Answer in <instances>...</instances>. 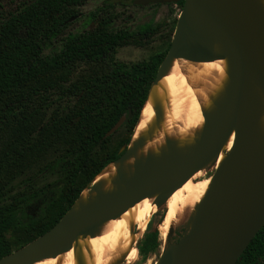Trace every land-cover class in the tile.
Masks as SVG:
<instances>
[{
    "label": "trees",
    "instance_id": "16d2710c",
    "mask_svg": "<svg viewBox=\"0 0 264 264\" xmlns=\"http://www.w3.org/2000/svg\"><path fill=\"white\" fill-rule=\"evenodd\" d=\"M87 1L0 0V259L49 231L119 159L170 47L172 36L161 54L130 65L117 61V48L144 47L156 29L112 31L110 0L90 15L89 31L60 38ZM56 40L59 49L44 54ZM80 67L86 71L75 75ZM123 115L118 131L126 136L112 149L113 135L104 136ZM34 169L56 180L21 190L17 181ZM157 248L156 230L138 251L144 258ZM236 264H264V226Z\"/></svg>",
    "mask_w": 264,
    "mask_h": 264
},
{
    "label": "water",
    "instance_id": "95a60500",
    "mask_svg": "<svg viewBox=\"0 0 264 264\" xmlns=\"http://www.w3.org/2000/svg\"><path fill=\"white\" fill-rule=\"evenodd\" d=\"M73 20L70 18L68 23ZM263 32L264 18L255 0H184L154 82L161 79L172 58L210 62L215 40L225 47L229 69V92L218 111L205 121L192 156L182 160L169 155L166 163L159 166L145 159L141 171L134 166L129 182L120 181L122 192L98 194L96 203L81 208L77 214L70 209L49 231L0 259V264H31L48 256L54 258L68 251L76 237L118 218L156 192H161L156 202L159 208L211 161L231 133V151L211 176L209 189L196 208L187 233L168 247L155 264H236L264 226V145L258 148L254 137L255 119L262 105L254 103L247 94L254 83L264 105ZM124 121L125 115L104 138L117 132ZM128 147L129 144L123 146L122 155L112 163L125 161L129 157ZM89 189L96 188L90 184ZM170 234L171 230L167 239Z\"/></svg>",
    "mask_w": 264,
    "mask_h": 264
},
{
    "label": "bare ground",
    "instance_id": "6f19581e",
    "mask_svg": "<svg viewBox=\"0 0 264 264\" xmlns=\"http://www.w3.org/2000/svg\"><path fill=\"white\" fill-rule=\"evenodd\" d=\"M264 18V0H255ZM264 38V32H263ZM229 92V69L226 52L220 40L213 42L210 62L195 63L170 59L160 80L154 82L147 94L129 141V157L107 165L92 181L95 190H83L70 212L97 202L99 195L122 192L120 181L129 182L134 166L142 170L145 159L155 166L165 164L169 155L187 160L199 142L204 123L220 108ZM247 94L261 104L255 119L254 137L258 148L264 145L263 98L254 83ZM233 133L209 163L194 173L163 204L164 213L158 226L161 240H166L171 228L194 216L211 184V176L200 181L203 170L210 164L219 168L231 151ZM139 144L133 148L135 144ZM161 192L146 197L114 220H109L74 239L71 248L56 257L48 256L31 264H137L138 245L146 231L148 216L157 210ZM187 222V221H186ZM184 221V223H186ZM182 223V222H181ZM180 223V224H181Z\"/></svg>",
    "mask_w": 264,
    "mask_h": 264
},
{
    "label": "rangeland",
    "instance_id": "374dc122",
    "mask_svg": "<svg viewBox=\"0 0 264 264\" xmlns=\"http://www.w3.org/2000/svg\"><path fill=\"white\" fill-rule=\"evenodd\" d=\"M103 1L104 0H88L83 7L78 8L77 18L68 23V26L63 31L60 38L63 39L69 34H83L89 31L93 27V25L89 24L88 19L94 11L101 8ZM142 1L144 3H142L141 5L134 3L133 0H110L109 3L110 7L108 8L107 13H109L112 19V31L127 30L134 33L139 29L140 26L144 24H149L151 27L156 29L152 37L144 43V47L137 48L133 46H124L117 48L115 59L121 63H124L125 65L145 61L156 54L165 52L168 38L173 36V34L171 35V33L174 32L176 21L181 11L178 5H154L146 3V1L144 0ZM60 43V40L52 42V44L44 50V54H49L52 50L55 51L59 49ZM85 71V67H80L76 70L77 73L75 75ZM74 79L75 77H73L71 81H74ZM133 132L134 130L132 131V134ZM125 136L126 134L123 130L113 134L110 140V147L112 149L118 148ZM53 156L55 155H50L48 160L52 159ZM214 172V165L210 164L203 170L202 177H200L196 181H200L206 177H210ZM55 180L56 176L48 173L40 174L37 172V170L34 169L26 176L20 178L17 181V186L19 184L21 190H29L31 188L34 189L42 187L43 185ZM89 188L90 185L88 187V190H90ZM163 213L164 208L162 205L157 208V210H155L153 214L148 216L149 220L147 228L139 241V245L141 244L146 234L156 230L158 231V226L162 221L161 219L163 218ZM192 219L193 216L188 215L185 216L184 219L185 222L187 221L186 223H184V221L182 220V223L179 222L175 224L171 228L169 239L166 238V240H161L158 233V248L144 258L138 255V257L140 258V262L137 264H155V262L168 247L175 245L178 240L187 233ZM9 239L10 241L15 242L14 238L9 237Z\"/></svg>",
    "mask_w": 264,
    "mask_h": 264
},
{
    "label": "flooded vegetation",
    "instance_id": "af4514ba",
    "mask_svg": "<svg viewBox=\"0 0 264 264\" xmlns=\"http://www.w3.org/2000/svg\"><path fill=\"white\" fill-rule=\"evenodd\" d=\"M139 253V252H138ZM140 255V254H139Z\"/></svg>",
    "mask_w": 264,
    "mask_h": 264
}]
</instances>
